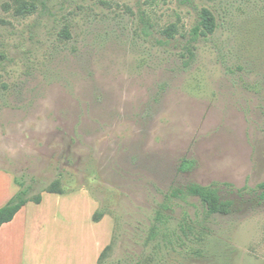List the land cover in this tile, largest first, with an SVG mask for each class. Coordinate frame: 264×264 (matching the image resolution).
<instances>
[{
    "label": "rangeland",
    "instance_id": "obj_1",
    "mask_svg": "<svg viewBox=\"0 0 264 264\" xmlns=\"http://www.w3.org/2000/svg\"><path fill=\"white\" fill-rule=\"evenodd\" d=\"M0 171L60 264H264V0H0Z\"/></svg>",
    "mask_w": 264,
    "mask_h": 264
},
{
    "label": "crops",
    "instance_id": "obj_2",
    "mask_svg": "<svg viewBox=\"0 0 264 264\" xmlns=\"http://www.w3.org/2000/svg\"><path fill=\"white\" fill-rule=\"evenodd\" d=\"M1 180L8 181L7 191H0V208L6 206L9 201L17 194V189L10 175L0 171ZM9 189V190H8ZM3 193V194H1ZM33 203V202H29ZM27 203L14 217V219L4 224L0 228V264H60L64 262V256L60 255L61 247L56 244V236L53 237V242L45 239L44 232L36 235V238L42 239L39 244H31L32 237L27 233L28 230V204ZM43 203V199L40 206ZM101 223V222H98ZM42 228V225H41ZM96 241V239H95ZM48 242V244H47ZM57 248L53 250V246ZM105 245L101 242H94L91 245V253L87 249L85 256V264H97L98 258L103 251Z\"/></svg>",
    "mask_w": 264,
    "mask_h": 264
},
{
    "label": "trees",
    "instance_id": "obj_3",
    "mask_svg": "<svg viewBox=\"0 0 264 264\" xmlns=\"http://www.w3.org/2000/svg\"><path fill=\"white\" fill-rule=\"evenodd\" d=\"M216 29L215 17L212 13L204 9L200 15V19L197 25L192 29L191 36L185 47V52L187 53L188 59L187 64H190L195 58V44L199 42L201 38H207L211 36ZM177 29L175 26L167 28L164 34L168 39H173ZM186 56V54H183ZM16 182V181H15ZM20 187V185L16 182ZM260 194L258 196L259 200L264 202V183L260 185ZM240 191V190H239ZM50 194H62L60 190L50 189L47 191ZM221 190L216 186H202L199 184H189L185 188L175 189L172 191L171 196L173 198L187 200L189 198H197L209 215H229L232 211L234 202L232 200H224L220 194ZM42 197L38 196L30 199L27 196V192L21 189L10 201L9 203L0 208V228L11 222L16 214L29 202L35 204H40ZM95 222H99L98 218L93 219ZM110 246H107L101 258L105 256V253L109 250Z\"/></svg>",
    "mask_w": 264,
    "mask_h": 264
}]
</instances>
